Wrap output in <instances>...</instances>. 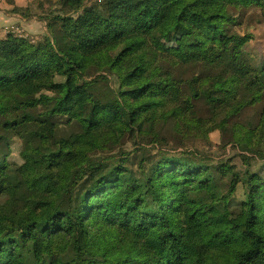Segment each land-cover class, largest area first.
Wrapping results in <instances>:
<instances>
[{
    "label": "trees",
    "instance_id": "obj_1",
    "mask_svg": "<svg viewBox=\"0 0 264 264\" xmlns=\"http://www.w3.org/2000/svg\"><path fill=\"white\" fill-rule=\"evenodd\" d=\"M54 8L36 17L44 35L0 36V264H264V60L237 31L248 9L264 18V0ZM97 74L114 79L111 118H87L78 92ZM210 124L241 167L171 146ZM31 156L58 184L38 201Z\"/></svg>",
    "mask_w": 264,
    "mask_h": 264
},
{
    "label": "rangeland",
    "instance_id": "obj_2",
    "mask_svg": "<svg viewBox=\"0 0 264 264\" xmlns=\"http://www.w3.org/2000/svg\"><path fill=\"white\" fill-rule=\"evenodd\" d=\"M57 0H17L19 6L28 7L31 15L36 17L46 16L49 13L55 11V2ZM92 4L87 3L85 8L81 10V13H85L86 9ZM7 7L0 0V10L5 11ZM36 17L32 18V22H37ZM243 25L237 29L241 34H250L252 39L247 45V49L252 52L256 59L264 60V18L261 16L260 11L255 9H248L242 18ZM44 23H38L36 28L30 30L28 37L36 38L42 32V26ZM17 26H13L15 29ZM19 30H21V27ZM6 30L2 29L1 35L6 34ZM22 36L26 35L25 32H21ZM193 41V36H186L178 38L172 43H159L158 48L163 51H175L181 46L186 45ZM114 79L109 77V80H103L101 75H93L79 82L78 92L83 95L88 103L89 109L87 111V118H90L93 113H97L104 118H111L114 113L115 97L113 94ZM261 105L255 106L254 110L244 113L240 117V121L255 120L256 113L261 109ZM212 125V126H210ZM206 125L204 132L201 135L190 137L185 139L181 146L179 143L170 142L171 146L181 147L176 151L186 150L195 155H198L215 162L231 160L234 164L241 167L242 161L239 156L238 150L231 144L226 145V139L221 136L219 126L216 124ZM164 136L172 140V135L169 132V127L164 131ZM20 141L13 139L11 153L8 160L11 163L21 165L23 158L20 155ZM33 166V177L35 191L33 198L38 201L44 197L47 192L55 190L57 188L56 182H48L43 179V165L33 156L26 158Z\"/></svg>",
    "mask_w": 264,
    "mask_h": 264
},
{
    "label": "crops",
    "instance_id": "obj_3",
    "mask_svg": "<svg viewBox=\"0 0 264 264\" xmlns=\"http://www.w3.org/2000/svg\"><path fill=\"white\" fill-rule=\"evenodd\" d=\"M2 3L7 7V9L3 12H2V10H0V36H4V35H1L2 29H7V28L12 29L13 26H17L16 27L17 29H19L18 26H20L21 30H22L21 32H25L27 35V34H30V30L38 27L37 26L38 23H43V22L39 21L37 18H35V19H36V21H38V23L30 21V20H32V18L34 19L33 16L30 18H22L20 15L11 13L10 10L12 9V6L8 5L6 3V0H2ZM13 3H14V7H16V8H20V9L28 8V7H26V5L25 6H22V5L19 6L17 4V0H13ZM42 29H43L42 32L36 37H40V36L45 34V32H46L45 24H43Z\"/></svg>",
    "mask_w": 264,
    "mask_h": 264
},
{
    "label": "built area",
    "instance_id": "obj_4",
    "mask_svg": "<svg viewBox=\"0 0 264 264\" xmlns=\"http://www.w3.org/2000/svg\"><path fill=\"white\" fill-rule=\"evenodd\" d=\"M13 32L16 33V34H19V35L21 34V31L19 29H17V28L13 29Z\"/></svg>",
    "mask_w": 264,
    "mask_h": 264
}]
</instances>
